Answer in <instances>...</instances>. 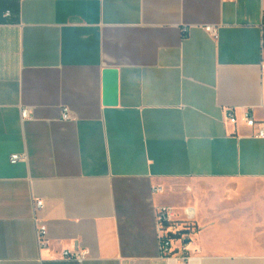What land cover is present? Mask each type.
<instances>
[{"label":"crops","instance_id":"0c3cea01","mask_svg":"<svg viewBox=\"0 0 264 264\" xmlns=\"http://www.w3.org/2000/svg\"><path fill=\"white\" fill-rule=\"evenodd\" d=\"M262 21L263 0H0V264H264ZM161 207L196 222L189 260Z\"/></svg>","mask_w":264,"mask_h":264},{"label":"built area","instance_id":"2783aa9c","mask_svg":"<svg viewBox=\"0 0 264 264\" xmlns=\"http://www.w3.org/2000/svg\"><path fill=\"white\" fill-rule=\"evenodd\" d=\"M262 26H263V30H264V0H263ZM205 29L207 32L211 33L215 37L217 36V29L214 26L208 25V26H206ZM23 116L25 118L29 117L28 110H23ZM63 118L64 119L70 118V115H69L67 110L64 111ZM228 118H229L231 123L237 124L238 116L235 113L233 108L228 109ZM244 122H245L246 126L252 130V135L254 137L264 139V120H258L253 115H251L250 113L247 112L244 116ZM25 157H26L25 154H13L11 156L10 160L12 163H17L21 160H24ZM42 205H43L42 201L37 202V208H41ZM175 217H176L175 212H173V210L170 208L161 207L157 210V221L159 224L161 251H162L163 255H165V256H175L179 260L187 261L192 256V253L190 252V250H188V244L192 241V235L198 231V228L193 229V232L190 235L191 240H186L182 243L180 242L178 245L179 246L178 251L173 253L171 250H172V247L175 244V242L164 240V238H163L164 229L161 226L165 220H170V219H173ZM190 221H193V220H190ZM46 234H47L46 226H38L37 227V238H38L39 244L41 246H45V244L47 243ZM75 255L78 256V254H75Z\"/></svg>","mask_w":264,"mask_h":264},{"label":"trees","instance_id":"16d2710c","mask_svg":"<svg viewBox=\"0 0 264 264\" xmlns=\"http://www.w3.org/2000/svg\"><path fill=\"white\" fill-rule=\"evenodd\" d=\"M161 227L164 229V240L175 242L171 250L173 253L178 251V245L180 242L182 243L186 240H191L190 235L192 234L193 229L198 228L195 221L177 217L165 220Z\"/></svg>","mask_w":264,"mask_h":264},{"label":"water","instance_id":"95a60500","mask_svg":"<svg viewBox=\"0 0 264 264\" xmlns=\"http://www.w3.org/2000/svg\"><path fill=\"white\" fill-rule=\"evenodd\" d=\"M104 87L106 95V104H116L117 103V93H118V71L116 69H105L104 71ZM188 242V241H187Z\"/></svg>","mask_w":264,"mask_h":264},{"label":"rangeland","instance_id":"374dc122","mask_svg":"<svg viewBox=\"0 0 264 264\" xmlns=\"http://www.w3.org/2000/svg\"><path fill=\"white\" fill-rule=\"evenodd\" d=\"M189 244H190V243H189ZM189 244H188V245H189Z\"/></svg>","mask_w":264,"mask_h":264}]
</instances>
